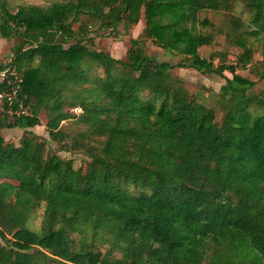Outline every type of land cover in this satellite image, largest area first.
Instances as JSON below:
<instances>
[{
    "label": "trees",
    "instance_id": "obj_1",
    "mask_svg": "<svg viewBox=\"0 0 264 264\" xmlns=\"http://www.w3.org/2000/svg\"><path fill=\"white\" fill-rule=\"evenodd\" d=\"M236 4L249 33L264 34V0H66L14 12L0 0V35L16 39L0 72L20 75L17 97L30 111L0 112V130H24L18 145L0 134V264H263L264 89L226 78L227 107L235 93L242 101L217 124L215 109L197 101L182 115L185 87L173 72L234 73L199 55L210 37L198 15ZM142 14L125 59L94 47L92 32ZM147 39L183 58L157 60ZM41 111L49 139L83 153L87 171L49 149L34 153ZM68 120L79 133L60 127Z\"/></svg>",
    "mask_w": 264,
    "mask_h": 264
},
{
    "label": "rangeland",
    "instance_id": "obj_2",
    "mask_svg": "<svg viewBox=\"0 0 264 264\" xmlns=\"http://www.w3.org/2000/svg\"><path fill=\"white\" fill-rule=\"evenodd\" d=\"M52 1L66 0H11L10 9L16 11L20 4H35L46 6ZM199 29L205 31L210 37V43L198 47L201 57L211 61L217 66L222 60L225 63L235 65L234 73L224 71V77L216 74H202L193 68H175L173 72L183 80L185 87V98L182 103V115L189 110L193 101L200 102L215 109V121L220 124L225 113L235 114L242 101V95L235 93L228 107L221 98V87L226 83V78H232L234 74L248 79L254 83L253 90L258 92L264 89V34H250L252 29L249 23V15L241 4H236L229 11L203 10L198 15ZM206 21V24H202ZM77 25L75 24L74 27ZM144 27V17L141 15L137 23H121L115 32L99 30L92 32L94 47L98 50L108 52L112 57L125 59L130 41L136 38ZM94 27L89 28L93 30ZM15 38L6 39L0 35V64H5L12 59ZM145 53L155 57L157 60H165L171 63L180 61L183 56L176 52H169L155 45L147 39L144 45ZM223 58V59H222ZM240 105V106H239ZM227 109H226V108ZM225 110H227L225 112ZM80 108H70L69 113H80ZM261 111L259 110L258 113ZM27 113L30 111L27 109ZM40 125L31 130L37 135L34 153L41 155L49 149L60 157L72 159L75 167L82 166L84 171L88 169V158L80 151H66L62 149L61 143L49 139L46 129V117L44 111L39 114ZM60 127L71 134L79 133L81 126L74 124L73 120L63 121ZM24 133L20 128H3L0 134L5 142L18 145ZM42 211L38 209L27 223L30 229L37 230L40 225ZM0 243H3L0 239ZM264 264V262H263Z\"/></svg>",
    "mask_w": 264,
    "mask_h": 264
},
{
    "label": "built area",
    "instance_id": "obj_3",
    "mask_svg": "<svg viewBox=\"0 0 264 264\" xmlns=\"http://www.w3.org/2000/svg\"><path fill=\"white\" fill-rule=\"evenodd\" d=\"M5 81L10 86L9 89H0V112L4 111V105H7L9 114L20 115L28 114L27 108L23 101L19 100L17 94L20 89L22 78L11 66L0 72V82ZM17 103L18 107L13 110V104Z\"/></svg>",
    "mask_w": 264,
    "mask_h": 264
}]
</instances>
